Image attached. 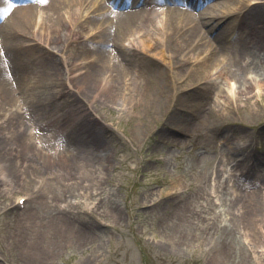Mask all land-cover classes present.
I'll return each mask as SVG.
<instances>
[{
  "label": "rangeland",
  "instance_id": "374dc122",
  "mask_svg": "<svg viewBox=\"0 0 264 264\" xmlns=\"http://www.w3.org/2000/svg\"><path fill=\"white\" fill-rule=\"evenodd\" d=\"M122 2L126 4L118 9L130 7L126 0ZM161 2V10L167 6H181L171 1ZM217 2V12L231 9L230 0ZM143 5L139 0L133 4L137 7ZM234 15L230 13L227 17L208 22L209 26L206 24L203 27L206 39L213 42V35L217 32H221L224 44H237L239 37L247 35L246 31L250 35L255 32L253 36L256 37L257 32L250 30L253 26L244 28L239 16H236L238 24H229L228 20ZM261 33L260 39H254L256 45L259 40L264 45V25ZM138 35L136 30L126 34L122 40L125 46L133 44L132 48L136 50L133 65L137 72L144 67L148 75H155L153 65L146 64V59L169 67L170 55L176 58L192 56L185 50L179 52L166 47L162 52L145 46L138 51ZM258 56L264 57V47L256 49L254 60ZM215 68V65L208 68L211 73L209 78L201 73L194 76V80L180 81L178 91L180 88L184 90L180 94L185 96L184 99L178 100L176 106L167 102L161 114L157 107L151 110L146 107L148 105L138 106V92L132 85L121 95L114 92V88H111V93L98 90L94 81L80 78L70 85L71 89L55 102L75 104L81 109L88 105L95 107L93 115L104 126L102 152L110 157L107 177L99 188L100 193L88 199L89 178L79 164L68 170L59 164L39 163L41 149L52 150L50 143H60L55 139L59 137V132L50 135L53 128L27 130L22 135L24 140L19 155L36 167L35 161L38 160L40 168L27 169L29 171L25 172L22 180L18 175L16 179L11 175V182L4 177L0 181V264H84L92 252L97 254L94 264H210L207 262L211 254L209 251L217 249V226L208 229V222L201 220L199 215L211 216L213 221L218 217V211L221 218L228 216L226 201L230 197L232 165L226 163L223 152L229 150L230 145L237 147L248 143V151L256 157L264 155V87L255 83V80H264V65L258 64L245 73V77L253 83L249 94L254 97L248 99L246 106L239 101L238 107L230 106L223 110L222 118L212 114L209 108H217L216 101L224 102L219 93L216 95L218 88L225 93L229 88L233 97L231 102L234 103L233 89L236 84L232 78L217 76ZM100 73L101 70L97 71V76ZM199 78L201 80H197ZM137 79L141 81L143 76L138 74ZM39 88L44 94L48 86L41 84ZM147 88L158 94L159 88ZM261 98V102L257 103L256 100ZM185 99L188 101H183ZM43 101L52 106L49 95ZM164 106L165 102L162 108ZM205 111L209 127L198 128L199 115ZM101 114L107 118L101 117ZM76 135L78 143H88L86 133L81 130L71 134V138L67 135L68 141L64 136L62 143H74L72 140L76 139ZM223 135L229 136V139L220 138ZM215 169L221 174L217 186L215 181L205 182L203 178L204 173L214 172ZM9 170L15 171L14 168ZM12 179V193H8ZM175 179L179 182L176 189L173 186ZM6 183H10L9 186ZM200 187L211 192L207 201ZM19 196L29 198L23 202L22 209L15 208V200ZM210 200L218 206L215 208L213 203L211 206ZM183 202L193 207L195 215L186 221L183 219L185 209H176L177 204ZM93 205L98 209L92 210ZM209 206L213 210L207 213ZM225 209L227 211L223 212ZM218 218L216 225L220 223ZM201 222L206 225L203 229L205 233L197 228ZM225 222L226 219L222 224ZM176 227L178 231L174 234ZM192 228H195L192 234L188 233L183 238L181 230ZM99 244L100 249L97 248ZM261 262L264 264L263 259ZM245 264H252L251 260Z\"/></svg>",
  "mask_w": 264,
  "mask_h": 264
},
{
  "label": "bare ground",
  "instance_id": "6f19581e",
  "mask_svg": "<svg viewBox=\"0 0 264 264\" xmlns=\"http://www.w3.org/2000/svg\"><path fill=\"white\" fill-rule=\"evenodd\" d=\"M126 1L134 4L137 0ZM143 1L145 4L142 7L118 10L116 8L121 0H0V181L4 177L11 182V175L15 179L18 175L22 180L26 176L25 172L29 171L27 169L38 170V160L35 161L36 167L22 160L19 155L24 140L22 135L31 129L41 131L53 128L50 135L59 132V137L56 136L55 139L60 143H50L52 150L41 149L39 163L59 164L68 170L79 164L89 178L87 198L100 193L99 188L107 177L110 157L102 152L104 126L93 115V110L96 109L88 103L87 108L81 109L75 104L55 102L67 92V88L71 89L70 85H74L78 78L94 81L97 89L105 92L111 93V88H114L113 91L120 95L132 85L138 92V106L148 105L146 107L151 110L157 107L161 114L167 102L176 106L178 100L184 99L185 96L180 95L184 90L180 88V92L178 91L180 81L194 80V76L201 73L204 74L203 77L209 78L211 73L208 68L215 65L216 75L222 74L224 79L232 78L236 85L233 89L234 103L231 102L233 97L229 94V88L228 93L218 88L216 95L219 93L224 102L216 101L217 108H209L212 114L222 118L223 110L230 106L238 107L239 101H243L246 106L248 99L254 97L249 94L253 83L245 77V73L258 64L264 65V57L258 56L254 60L256 49L264 47L260 40L257 44L259 47L254 42L255 38L262 37L264 0H230L231 9L224 11L225 14L217 12V0H205L202 5L198 3L202 0H165L178 2L184 7L174 6L163 10H160L154 0ZM230 13L235 15L228 20L229 24H238L236 16H239L244 28L253 26L250 30L257 32L256 37L253 36L255 32L252 35L248 32L244 37H239L237 44H224L221 32H217L213 35V42L206 39L203 27L206 24L209 26L208 22L211 20L223 18ZM136 30L140 42L138 51L145 46L162 52L166 47L179 52L185 50L192 56L176 58L170 55L167 64L169 67L156 60L150 59L153 60L151 62L146 59V64L153 65L155 75H148L144 67L137 72L133 65L136 54L133 44L127 47L122 43L126 34ZM81 52L83 54L78 57ZM99 70L101 73L97 76ZM115 70L118 72H114ZM138 74L143 76L141 81L137 79ZM255 83L264 87L263 79L255 80ZM41 84L48 86L44 94L39 91ZM147 87L159 88L158 94ZM47 95L52 106L48 101H43ZM145 97L148 99H144ZM261 100L262 98L256 102ZM164 102L165 106L162 108ZM73 106L76 107L73 109ZM247 110L251 111L253 108ZM101 117L106 116L101 114ZM199 117L197 127H209L206 111ZM77 130L86 133L88 143H78L77 135L72 140L74 143H62L64 136L65 141H68L67 135L71 138V134ZM220 138L227 141L229 136L223 135ZM228 148L230 151L225 149L223 152L226 163L232 165V179H229L232 182L229 191H232L228 192L230 197L226 201L228 211H223H227L228 216L221 218V212L218 211L216 216L220 217V223L216 225L218 217L213 221L211 216L199 215L201 220L211 224H206L208 229L217 226V249L215 247L209 251L211 254L207 262L245 264L247 260H251L252 264H262L264 155L256 157L252 151H248V143L237 147L230 145ZM10 168L15 171L11 172ZM220 175L219 170L215 169L214 172L204 173L203 178L205 182L215 181L217 186L220 184ZM13 180L8 193L13 189ZM50 185L54 188L52 183ZM178 185V179H175L174 189ZM200 189L206 194L207 201L211 192L204 191L202 187ZM210 201L211 206L212 203L215 208L218 206V203ZM179 208L185 209V221L195 216L193 207L189 204L178 203L176 209ZM97 209L98 206L93 205L92 210ZM208 210L207 213H210L213 209L209 206ZM224 219L227 222L222 224ZM206 225L201 222L197 228L205 233L203 229ZM194 230L195 228L181 230L182 237H187ZM177 231L176 227L174 234ZM100 247L101 244L97 245V248ZM96 257V253H90L84 264H94Z\"/></svg>",
  "mask_w": 264,
  "mask_h": 264
},
{
  "label": "snow or ice",
  "instance_id": "6c2138e0",
  "mask_svg": "<svg viewBox=\"0 0 264 264\" xmlns=\"http://www.w3.org/2000/svg\"><path fill=\"white\" fill-rule=\"evenodd\" d=\"M41 2H44V0H41Z\"/></svg>",
  "mask_w": 264,
  "mask_h": 264
}]
</instances>
